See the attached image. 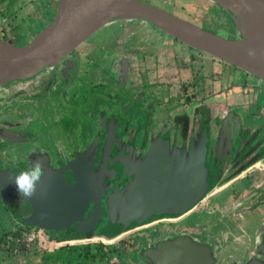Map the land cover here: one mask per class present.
<instances>
[{
    "label": "flooded vegetation",
    "instance_id": "1",
    "mask_svg": "<svg viewBox=\"0 0 264 264\" xmlns=\"http://www.w3.org/2000/svg\"><path fill=\"white\" fill-rule=\"evenodd\" d=\"M121 22L130 21L111 22L96 33ZM0 34L4 35L2 30ZM156 35L152 36V40L148 43L137 40L140 37L132 40L133 35H131L128 37L131 38L130 41L132 40L129 45L128 39L114 48L111 43L106 46V42L103 41L105 43L102 42L101 46L93 45L88 50L78 51L80 46L88 43L91 36L72 51L57 68L45 69L28 81H17L20 82L19 85L10 83L11 85L0 88V93L2 91L0 100L5 99V106L8 104L6 113H10L11 102L21 106L24 103L29 104L21 107L22 111L17 110V115L5 116V114L0 118V125L5 124L4 128L22 136V143L8 144L0 140V155L2 153L0 158L6 159L5 162L0 163V171L8 170L13 175L26 171L29 168L27 157L31 154L38 157L48 156L49 165L53 169H59L71 163L75 154H82L92 147L94 156L90 165L91 171L96 173L100 170L106 178L103 181L105 195L100 200V219L93 231L85 235L75 231L76 223L67 228L48 231L27 226L22 223V219L31 214L30 204L14 193L8 195V203L0 198V213L5 214L6 211L12 223L11 231L1 236L0 253L7 254L6 259L3 258L0 264H148L139 258L142 249L151 248L158 241L171 240L178 236H186L209 246L215 257L214 264H242L253 257L264 262V257H261L255 249V241L259 240L260 231L258 234L256 232L254 237L250 236L253 250L243 255H237L239 252L234 247L230 249L229 254H227L228 247L219 246L215 249L212 242L195 236L194 233L198 232L192 227L177 232L160 231L151 241L136 237L144 228L180 224L186 218L208 207L209 197L214 195L225 197L224 193L228 192V189H235L243 177L254 178L259 172L263 173L258 175L251 185L245 183L244 187L250 186L246 193L240 196L232 194L233 198L245 199V205L237 207L223 205L221 209L213 206L207 213L212 219L213 214L222 212L223 218L231 220H228L230 225L244 233L246 227L244 220L247 219L245 217L255 211L258 212L264 206H259L264 199H258L259 195H264V187L261 185L264 182V137L259 139L262 131L255 129L257 123L252 124L249 129L250 137H254L250 142V147L253 148L250 158L257 155L259 159L257 163L243 168L246 160L238 159L249 150L245 148L240 151L236 139L241 136L240 134L236 136L235 132L229 154L219 161L215 156L223 119L226 117L230 119V115L241 116L239 109L242 106V109H246L245 113L248 112L249 107L256 108L259 91L263 89L264 83L251 74L218 59L215 61L224 63L225 66H216L214 58L208 54L203 53L209 56L208 59H200L201 54L199 55L198 50L175 38L170 36L168 38L166 34L163 37ZM170 40L176 42V45H172ZM161 43L165 44L161 45ZM240 76L241 82L235 83L236 77ZM215 83H218L216 91H214ZM76 87V92L72 93L71 91ZM250 89H253L252 93ZM235 91H238L236 95L239 98L234 96ZM231 94L239 100H230ZM76 97L78 102L75 104ZM216 97H223L224 100H216V104L221 105L222 109L213 114L212 107L215 105ZM0 105L2 106L1 102ZM60 108H64V113L69 110L77 113L62 115L57 112ZM34 110L35 125L31 124L30 120L27 122L29 114ZM77 118L85 123L82 126L83 133L71 136L68 143L66 134L58 131L61 129L59 126L63 119L76 122ZM241 120L243 122L242 116ZM231 121L230 125L236 129V120L231 119ZM242 125L241 135H246L243 133L244 125ZM31 126H34L35 132L28 134L23 132ZM109 129H111L110 137L106 144ZM202 131H205L207 138L205 165L208 168L209 187L205 197L182 214H154L142 224L132 222L126 228L112 224L108 220L105 210L108 196L115 188L121 190L125 183H130L134 179V176L129 174L133 173L134 168L131 172L129 168L124 170L123 165L119 163L120 160L133 163L143 159L150 142L154 139L167 142L170 148L187 152L191 143ZM43 137L49 139L57 137V139L54 144L45 145L42 142ZM243 144L244 142L242 146ZM10 152L14 153L12 157L9 155ZM64 178L69 184L73 183V176L69 171H65ZM257 189L261 193H258ZM91 208L92 205L89 204L83 214L84 219L90 215ZM0 218L5 220L1 215ZM110 226L118 229L114 238L108 239L97 233L98 230L103 229L106 233ZM240 238L243 237L239 236ZM109 245L115 247L111 251L114 255L112 258L108 256L106 246ZM243 246L244 244L241 243V247ZM58 251L66 255L56 257ZM117 253L119 258L115 256ZM133 254H136V257ZM127 255L128 259H126Z\"/></svg>",
    "mask_w": 264,
    "mask_h": 264
},
{
    "label": "water",
    "instance_id": "2",
    "mask_svg": "<svg viewBox=\"0 0 264 264\" xmlns=\"http://www.w3.org/2000/svg\"><path fill=\"white\" fill-rule=\"evenodd\" d=\"M149 1L59 0L53 20L29 44L15 47L0 40V88L31 79L45 69L57 68L98 30L118 20L149 23L183 44L243 70L264 83V0H208L228 13L238 29L240 38L236 40L206 31ZM227 118L221 125L215 156L219 161L229 154L235 132L236 136H241L236 139L240 151L249 150L238 160H246L243 168L250 167L259 161L257 155L250 158L253 150L250 142L254 138L250 137L251 123L244 124L239 115ZM231 119L236 120V129L230 125ZM4 125H0V140L8 144L20 143L22 136L15 135ZM241 125L246 135H241ZM206 139L205 131H202L187 152L170 148L167 142L154 139L143 159L133 163L120 160L124 170L129 168L131 172L134 168L133 173H129L134 179L125 183L121 190L115 188L108 196L105 201L108 220L126 228L132 222L142 224L154 214H182L197 204L205 197L209 187L205 165ZM93 156V148L89 147L84 153L75 154L74 160L67 166L53 169L48 156L29 155V167L40 160L46 171L37 186L36 195L31 199L22 197L31 208V214L24 217L22 223L46 231L67 228L76 223V232L81 235L91 233L100 219V200L105 195L103 181L106 179L102 171H91ZM65 171L73 176L72 184L64 178ZM11 176L14 175L8 170L0 171V198L6 203L9 194L19 195ZM259 199H264V195ZM89 204L92 211L84 219L83 214ZM258 231L261 233L259 240L255 241V249L264 257V223ZM139 258L148 264L215 262L209 246L186 236L158 241L153 247L142 249ZM242 264L264 262L253 257Z\"/></svg>",
    "mask_w": 264,
    "mask_h": 264
},
{
    "label": "rangeland",
    "instance_id": "3",
    "mask_svg": "<svg viewBox=\"0 0 264 264\" xmlns=\"http://www.w3.org/2000/svg\"><path fill=\"white\" fill-rule=\"evenodd\" d=\"M58 1L59 0H21V1L19 0L18 4H15L16 3L15 2L14 4L10 5V7L4 1L0 3V8L3 9L0 11L1 13L3 12L4 14V17L0 16V31L2 30V32L4 33L3 36H1L0 34V40L9 42L15 47H23L29 44L31 40L34 38V36L38 34L40 31H42L53 20L54 15H55L56 5ZM13 2L14 0H11V3ZM148 3L154 6H157L161 9H164L186 21H189L199 26L200 28L202 27L206 31H209L214 34H218L225 39L236 40L240 38L238 34V29L233 23L232 19L228 16V13L224 11L223 9L215 6V4H213L212 2L208 0H150ZM4 9H7V12L4 11ZM12 9L14 10L16 9L15 13L12 12ZM13 13L15 15H17L18 13V15H22V16L21 17H14V16L8 17L9 14H13ZM156 34L162 37L163 35H165L163 32L159 31L154 26L152 25L150 26L149 23H145L142 21L133 20L128 23L126 22L116 23L112 27L105 28L101 32L94 34L87 41L88 43L85 46L82 45L77 50L82 52V51L90 49L91 46L93 47V45L101 46L103 41L106 42V43L103 42V44L105 43L106 46H109V44L111 43L113 46L112 48H114L118 46L120 42H124L125 40H127L128 37H130L131 35H133L132 40L133 38H135L136 40L137 37H140V39H137V40L139 41L143 40L144 41L143 43H148L149 40L150 41L152 40V36ZM167 37L169 38V36ZM130 39H128L129 40L128 45H129V42L130 43L132 42V40L130 41ZM168 40L169 39H166V41ZM170 43L174 46L176 45V42H174L173 40H170ZM164 44L165 43H161V45H164ZM199 55H200L199 58L200 59L202 58L203 60H206L209 58V56H206L205 54L201 52H199ZM214 62L216 66L218 65H221L223 67L225 66L224 63L215 61V58H214ZM215 77H217L218 79V76L215 75ZM241 79H242L241 76L236 77L235 83H240ZM18 83L20 82H15L13 84L19 85ZM217 86H218V83H215L214 91H216ZM75 89H77V87L74 88V90H72L71 92L72 93L76 92ZM252 92H253V89H250V93ZM0 94H2V91ZM236 94H238V91H235L234 96ZM257 95H258V92H257ZM234 96H232L231 94V96H229L230 100L237 99ZM236 96L238 97V95ZM216 100L220 101V100H224V98L223 97L214 98L215 105L212 107L213 114H216L219 110L222 109L221 105L216 104ZM258 100L259 101L257 103L258 105L256 108L249 107L248 112L245 113L246 109L245 108L242 109L243 107L242 106L239 109V111H241V116L243 117L244 124L251 123L252 125V124L257 123V127H259L258 129L262 131L261 136L259 137L260 139L264 137V133H263L264 132V125H263V122H264V87L262 90L259 91ZM0 102L2 103V106L0 105V118L5 114H6L5 116H7L8 114H10V116L14 114L17 115L16 114L18 113L17 110L22 111L23 108L21 107L25 105L29 106V104L27 103H24L23 106H21V104L11 102L10 104L11 110L9 109L10 113H6L8 104L5 106L4 104L5 99H1ZM77 102H78V97H76L74 103L76 104ZM63 109L64 108H60V110L57 109V112L59 111V113H61L62 115L66 113V116L77 113V111L73 112L70 110H69L70 114H68L69 111H66L64 113ZM258 116L261 118H259ZM29 120L31 124L35 125V123L33 122L35 120V110L33 111V113L31 111V113L29 114L27 122ZM84 124H85L84 121H80V119L78 118L76 122H73V120H69V119L68 120L63 119L59 126L61 127V129L58 131H60L62 134L63 133L66 134L65 135L66 141L70 143V140L72 138L71 136L74 137V136L80 135L81 132L83 133L82 126ZM156 124L157 123H154V125ZM25 130H23V132L27 134L29 132L30 133L33 131L35 132L34 126H31ZM51 139L43 137L42 142L45 145L46 143H48L49 145H52L55 143L57 137L55 139L54 138H51ZM263 142H264V139H263ZM21 149L24 150V148H21ZM19 152H20V149H19ZM12 154L14 153L10 152L9 154L10 157H12ZM0 156H2V153ZM18 156H20L19 153H18ZM4 159L5 158L2 159L1 157L0 163L5 162ZM261 173L263 172L256 173L255 175L257 176L254 178H248L249 180L246 177H243V180L237 183V185L235 186V189L233 190L228 189L227 190L228 192L224 193L225 197H223V195H220V196L214 195L212 197H209L208 207L203 208L201 209L199 213H196L195 215L186 218L180 224L175 225V226L166 224V225H159L157 227L144 228L141 231V234L136 237L138 239L143 238L144 240L151 241L154 239L155 234L159 233L160 231L177 232V231H182V230L188 229L189 227H192L196 229V232H198V233H194L195 236L207 239V241L210 243L212 242L215 249L219 246L228 247L229 249L227 250V254L230 253V249L232 247L237 248V251L239 252L237 255H243L247 251H252L253 245H252V239H250V236L254 237V234H256V232L258 234V229L261 228L262 223L264 222V206H263L264 200L259 205V206H263L259 209L260 212L258 210L259 213L255 211L247 215V217H245L247 219L244 220L245 222L244 224L246 226L244 233H241V230L239 231V229L237 230L232 225H230V222H228L229 219L222 217V214H223L222 212L221 213L217 212L213 214V218L211 219L207 211L209 210L210 207H213V206L217 209H221L223 205H229V206L235 205V207L239 205L241 206L245 205V199L241 200L240 198H236V197L233 198L232 194L234 193L236 196L242 195L244 192H246L245 190L249 189L250 187V186L248 188L244 187L245 183L248 185H251V183L258 177V175H261ZM261 185L262 187H264V182H262ZM257 192L261 193L259 189H257ZM261 196H263V194L259 195L258 199ZM237 202L239 203L237 204ZM257 203L258 202H256V204ZM224 210L225 209H223V212ZM4 213L5 214L0 213L1 217L5 219V220H2L0 218V242L2 241L1 239L2 234L8 233L9 231H11V228H12V223H10V218L8 217L9 214L6 211H4ZM261 219L263 220L261 221ZM114 227L115 226H110V228L108 229L106 233L104 232L105 229L100 230L101 232L98 230L97 233H101L105 238L112 239L114 238L115 234L118 233V229ZM239 236L243 237L242 239L240 238L241 241L239 239ZM135 242L138 243L136 239H135ZM240 242L244 244L243 247H241ZM106 247L108 249L107 250L108 256L110 258L114 257V255L111 253V251L115 249L114 245H109ZM117 251L118 249H116V252ZM57 253L58 254L56 255V257H61L62 255H66V253H63L61 251H58ZM6 254L7 253H4V252L0 253V263L3 260V258L6 259L5 258ZM70 255L72 256V253H70ZM115 256L119 258V253H117ZM133 256L136 257V254H133ZM128 258L129 256L127 255L126 259Z\"/></svg>",
    "mask_w": 264,
    "mask_h": 264
},
{
    "label": "clouds",
    "instance_id": "4",
    "mask_svg": "<svg viewBox=\"0 0 264 264\" xmlns=\"http://www.w3.org/2000/svg\"><path fill=\"white\" fill-rule=\"evenodd\" d=\"M45 168L40 160L35 161L26 171L11 176L21 197L31 199L36 195L37 186L45 175Z\"/></svg>",
    "mask_w": 264,
    "mask_h": 264
},
{
    "label": "crops",
    "instance_id": "5",
    "mask_svg": "<svg viewBox=\"0 0 264 264\" xmlns=\"http://www.w3.org/2000/svg\"><path fill=\"white\" fill-rule=\"evenodd\" d=\"M3 1L6 2V4H7L9 7H10V5L14 4L15 2H16L15 4H18V3H19V0H14L13 3H11V0H10V1H9V0H6V1H5V0H0V3H2ZM20 1H21V0H20ZM0 10H3V9L0 8ZM4 11L7 12V9H4ZM15 11H16V9H15V10L12 9V12L15 13ZM14 13H13V14H9L8 17H10V16H12V17H13V16H14V17H21V16H22V15H18V13H17V15H18V16H17V15H15ZM0 16H1V17H4L3 12L1 13V11H0ZM257 105H258V104H257ZM261 112H262V110H261ZM261 116H262V115H261ZM258 117H259V116H258ZM259 118H261V117H259ZM257 119H258V118H257ZM258 125H259V124H258ZM263 125H264V122H263ZM256 128L258 129V127H256ZM256 128H255V129H256ZM246 187L248 188L249 186L246 185ZM249 188H250V187H249ZM245 191H248V189H246ZM244 193H246V192H244ZM244 193H243V194H244Z\"/></svg>",
    "mask_w": 264,
    "mask_h": 264
},
{
    "label": "trees",
    "instance_id": "6",
    "mask_svg": "<svg viewBox=\"0 0 264 264\" xmlns=\"http://www.w3.org/2000/svg\"><path fill=\"white\" fill-rule=\"evenodd\" d=\"M215 6H217L216 4H215ZM217 7H219V6H217ZM220 8V7H219Z\"/></svg>",
    "mask_w": 264,
    "mask_h": 264
}]
</instances>
